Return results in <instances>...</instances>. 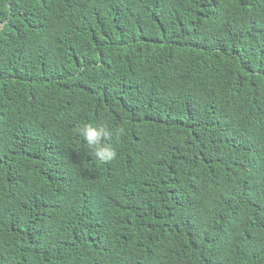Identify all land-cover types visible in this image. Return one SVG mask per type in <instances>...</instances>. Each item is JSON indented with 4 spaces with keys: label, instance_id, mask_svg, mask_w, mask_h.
<instances>
[{
    "label": "trees",
    "instance_id": "trees-1",
    "mask_svg": "<svg viewBox=\"0 0 264 264\" xmlns=\"http://www.w3.org/2000/svg\"><path fill=\"white\" fill-rule=\"evenodd\" d=\"M7 1L0 264H264V0Z\"/></svg>",
    "mask_w": 264,
    "mask_h": 264
},
{
    "label": "clouds",
    "instance_id": "clouds-1",
    "mask_svg": "<svg viewBox=\"0 0 264 264\" xmlns=\"http://www.w3.org/2000/svg\"><path fill=\"white\" fill-rule=\"evenodd\" d=\"M77 131L96 158L101 161H111L116 157L115 148L108 143L113 136V130L106 123L84 124ZM123 132L124 129L120 128L116 134L119 135Z\"/></svg>",
    "mask_w": 264,
    "mask_h": 264
},
{
    "label": "water",
    "instance_id": "water-1",
    "mask_svg": "<svg viewBox=\"0 0 264 264\" xmlns=\"http://www.w3.org/2000/svg\"><path fill=\"white\" fill-rule=\"evenodd\" d=\"M7 3H8V5H9V7H10V0H8ZM10 12H11V9H10ZM7 19H8V18H6L5 21H7ZM2 26H3V21L0 22V28H2Z\"/></svg>",
    "mask_w": 264,
    "mask_h": 264
}]
</instances>
